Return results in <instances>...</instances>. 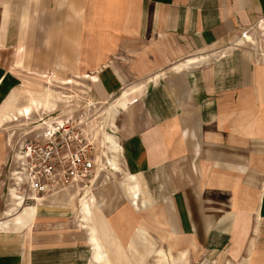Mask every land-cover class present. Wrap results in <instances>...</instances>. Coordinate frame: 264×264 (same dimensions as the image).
<instances>
[{"label":"crops","instance_id":"obj_1","mask_svg":"<svg viewBox=\"0 0 264 264\" xmlns=\"http://www.w3.org/2000/svg\"><path fill=\"white\" fill-rule=\"evenodd\" d=\"M260 28L264 0H0V264H264ZM70 79L122 169L15 204L4 102Z\"/></svg>","mask_w":264,"mask_h":264},{"label":"built area","instance_id":"obj_2","mask_svg":"<svg viewBox=\"0 0 264 264\" xmlns=\"http://www.w3.org/2000/svg\"><path fill=\"white\" fill-rule=\"evenodd\" d=\"M245 34L242 33L244 37ZM259 53L264 57V45ZM8 147L7 191L11 195L14 189L17 198L25 203L64 190L86 196L98 184L95 139L77 126H47L40 137L19 142L9 139Z\"/></svg>","mask_w":264,"mask_h":264},{"label":"rangeland","instance_id":"obj_3","mask_svg":"<svg viewBox=\"0 0 264 264\" xmlns=\"http://www.w3.org/2000/svg\"><path fill=\"white\" fill-rule=\"evenodd\" d=\"M262 29L260 28L259 31L260 37H264ZM124 95H128L126 91L121 95L120 101ZM16 96L10 95L4 102L3 107H6L13 104L16 99L18 107L16 110L14 107V109L6 108L10 118L1 125L7 129L13 142H19L23 138L40 137L47 126L74 125L84 134L94 137L97 164L104 176L108 170L122 169L117 144L112 136L114 129L112 123L115 122L117 110L116 106L110 103L111 101L96 102L89 96L88 88L84 84L71 79L63 83L53 82L40 93ZM33 100L37 101H35L36 105ZM26 106H31L29 113L23 110ZM115 175L121 176L118 172ZM10 196L17 204L14 189L11 190ZM91 197L92 195L88 196L89 200Z\"/></svg>","mask_w":264,"mask_h":264},{"label":"bare ground","instance_id":"obj_4","mask_svg":"<svg viewBox=\"0 0 264 264\" xmlns=\"http://www.w3.org/2000/svg\"><path fill=\"white\" fill-rule=\"evenodd\" d=\"M35 101L36 100H33V103L36 105V103H35ZM37 102V101H36ZM33 104V105H34ZM30 108H31V106H26L25 108H23V110H25V112L26 113H29L30 112ZM22 110V111H23ZM21 111V112H22ZM20 113V112H19ZM113 169H115V168H113ZM17 194L15 193V200L17 201V204H19L20 206H22V205H24L25 203H23V201L18 197L17 198V196H16ZM39 201L38 202H40V199H38ZM35 204H37V203H34V204H32V205H35ZM39 204V203H38Z\"/></svg>","mask_w":264,"mask_h":264}]
</instances>
